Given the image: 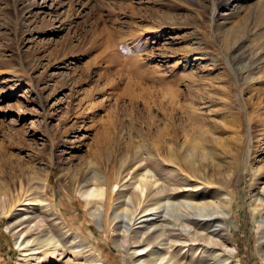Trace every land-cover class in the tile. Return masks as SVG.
I'll return each instance as SVG.
<instances>
[{
  "label": "rangeland",
  "instance_id": "obj_1",
  "mask_svg": "<svg viewBox=\"0 0 264 264\" xmlns=\"http://www.w3.org/2000/svg\"><path fill=\"white\" fill-rule=\"evenodd\" d=\"M193 140L234 172L235 258L264 264L249 205L264 165V0H0V195L26 188L5 213L0 203V264L32 260L7 225L44 216L36 188L103 264H136L78 189L99 174L127 185L143 164L172 175Z\"/></svg>",
  "mask_w": 264,
  "mask_h": 264
},
{
  "label": "bare ground",
  "instance_id": "obj_2",
  "mask_svg": "<svg viewBox=\"0 0 264 264\" xmlns=\"http://www.w3.org/2000/svg\"><path fill=\"white\" fill-rule=\"evenodd\" d=\"M167 149L171 151V160L175 161V144ZM183 149L187 153L172 175L161 173L159 163L156 166L143 164L141 169L129 172L127 185L121 182L123 177L111 183L99 174L89 179L84 189L81 190V187L78 190L99 222L106 215L113 230L120 231V235L114 237V242L122 248L123 253L131 254L136 264H240L235 258L237 247L230 236L228 224L233 206L228 186L234 172L226 169L223 172L215 158L208 153V148L200 147L194 140L190 145L185 142ZM148 159L156 158L150 155ZM208 162L211 163L210 167ZM202 166H205L204 171H201ZM252 171L254 180L249 205L258 224V252L264 259V165L254 167ZM41 182L42 187L46 188L48 175ZM113 186L128 189L114 191ZM25 190L22 182L19 187L13 184L2 190V212L5 213L4 204L18 202V197ZM39 193L40 190L36 188L34 194L37 197L33 200L45 208L44 216L39 217L33 227L29 223L21 230H15L17 220L7 225L16 236L18 247L22 251L27 247L33 251V261L24 256L20 264H48L49 261L62 264L66 249L73 258L69 256L63 264H74L73 260L76 261L78 257H82L84 264H103L100 255L87 245L84 238L64 226L61 217L54 216L51 202ZM51 222L56 227L54 225V229L47 230L41 239L36 238L31 242L27 238L33 231ZM69 241L71 243L67 245ZM130 249H145L146 252L139 255L137 251L130 253ZM184 259L186 261L182 262Z\"/></svg>",
  "mask_w": 264,
  "mask_h": 264
}]
</instances>
